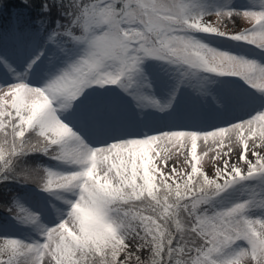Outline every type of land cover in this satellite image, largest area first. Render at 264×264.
<instances>
[{
    "label": "snow or ice",
    "instance_id": "snow-or-ice-1",
    "mask_svg": "<svg viewBox=\"0 0 264 264\" xmlns=\"http://www.w3.org/2000/svg\"><path fill=\"white\" fill-rule=\"evenodd\" d=\"M15 7L0 264H264V0Z\"/></svg>",
    "mask_w": 264,
    "mask_h": 264
},
{
    "label": "rangeland",
    "instance_id": "rangeland-1",
    "mask_svg": "<svg viewBox=\"0 0 264 264\" xmlns=\"http://www.w3.org/2000/svg\"><path fill=\"white\" fill-rule=\"evenodd\" d=\"M7 22L3 23V24H6ZM249 25L243 21V20H238L236 22V25H235V29L234 30H240L242 28H245V27H248ZM198 155H201V146L199 145L198 143ZM211 156H212V153H209L208 156L204 157L203 161L201 162L203 167L208 171V174L211 176L213 173H212V168L214 167V163L211 161ZM42 161V160H41ZM42 162H45V161H42ZM16 235H24L23 233H20V232H16L15 233Z\"/></svg>",
    "mask_w": 264,
    "mask_h": 264
},
{
    "label": "trees",
    "instance_id": "trees-1",
    "mask_svg": "<svg viewBox=\"0 0 264 264\" xmlns=\"http://www.w3.org/2000/svg\"><path fill=\"white\" fill-rule=\"evenodd\" d=\"M6 2L9 4V9L11 11H13V12L16 11L15 5L19 4V0H6ZM7 16H8V13L5 12L3 18H0V23L7 22ZM41 160H42V158L40 159L39 162H42ZM10 187H14V186H10Z\"/></svg>",
    "mask_w": 264,
    "mask_h": 264
}]
</instances>
